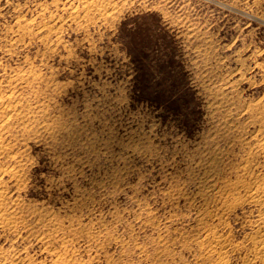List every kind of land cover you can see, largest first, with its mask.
<instances>
[{"label": "rangeland", "instance_id": "obj_1", "mask_svg": "<svg viewBox=\"0 0 264 264\" xmlns=\"http://www.w3.org/2000/svg\"><path fill=\"white\" fill-rule=\"evenodd\" d=\"M263 142L264 0H0V264H264Z\"/></svg>", "mask_w": 264, "mask_h": 264}, {"label": "bare ground", "instance_id": "obj_2", "mask_svg": "<svg viewBox=\"0 0 264 264\" xmlns=\"http://www.w3.org/2000/svg\"><path fill=\"white\" fill-rule=\"evenodd\" d=\"M263 144H264V142L261 143V145H263ZM10 171L11 170H9V172ZM13 172H16V171L13 170ZM13 175H14V173H13ZM17 175H18V173H17ZM15 178H17V177H15ZM211 187H212V185H211ZM240 188L243 190L246 200H250L251 202H253L254 204L258 205L259 207H261L263 209L259 213L258 219L256 220L257 223L255 226V232H254V235H255L254 238H256V240L253 242V246L256 248L255 250H257V252H258L257 255L259 253L264 254V184L259 183L253 187H245L241 183H236V184H233V183L226 184L225 183V185H223V186H217L214 183V185L212 187L213 195H212L211 199H212V202H214V203H216V205H218V207L216 209L211 210V211L207 210V212H205V213L203 212L204 214L202 215V217L210 218V219H218V220L222 219V217L227 214L228 209L231 208V205H230L231 201L229 200L230 196H228V194L230 192H233V191L241 190ZM234 199L236 200V199H238V197H235ZM2 204L3 203H1V205ZM3 206H4V204H3ZM1 208H3V207H1ZM4 208H6V207L4 206ZM4 213H5V211H4ZM201 214H200V216H201ZM200 216H199V218H200ZM6 218L9 220L8 217H6ZM201 220L202 219H200V221ZM200 223L202 224L203 222L201 221ZM200 223H198L199 230H201V232L203 233L202 234L203 238H201L200 243H207V245L209 246V248H208L209 254L217 253L218 249L222 248L225 244L228 243V241L225 240L223 237H221L216 229L211 228V227L210 228L206 227L205 225H204L205 227H203V226H201ZM6 226H11V224L10 225L7 224ZM216 264H226V262H225L224 258L219 257V259H217Z\"/></svg>", "mask_w": 264, "mask_h": 264}]
</instances>
